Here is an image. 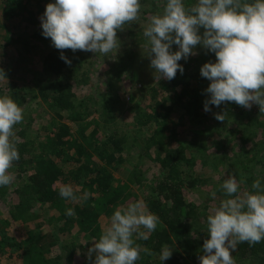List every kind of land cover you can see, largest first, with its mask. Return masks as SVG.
Instances as JSON below:
<instances>
[{"label":"trees","instance_id":"16d2710c","mask_svg":"<svg viewBox=\"0 0 264 264\" xmlns=\"http://www.w3.org/2000/svg\"><path fill=\"white\" fill-rule=\"evenodd\" d=\"M51 2L53 0H0V62L1 52L18 44L25 36L18 27L37 29L32 38L51 41L40 33L43 30L40 18ZM158 2L153 0L150 9H141L138 20L150 22L154 14L161 13L166 0L163 7ZM138 20L125 24L124 29L134 28ZM22 43L19 51L23 53L29 50L30 44ZM196 47L201 48V56H194L195 66L178 62L184 67L182 74L178 70L174 79L149 85L150 95L145 107L130 108L137 134L131 144V135L119 130L114 123L117 114L111 120L93 118L92 115L99 112L98 108L94 109L95 100L81 99L74 92L75 78L86 63L88 51L54 47L43 58L42 70L30 72L36 77L33 86L0 84V95L13 98L27 116L15 126L20 159L10 170L15 172L17 181L0 187V206L7 199L2 200V197L18 198L7 216L0 211V264H76L86 244L93 246V240L100 238L104 222L105 226L110 223L114 211L139 200L133 199L137 198L135 188L142 190L141 199L160 218V224L147 241H136L153 255L141 252L136 264H161L159 254L164 245L173 248L172 257L164 264H200L203 243L210 238L207 217L227 198L220 187L226 179L222 177L213 182L211 177L205 178L207 169L212 164L215 174L222 175L217 166L225 163L230 175L235 173L237 180L242 181L237 195L244 194L242 183L252 189L257 176L264 174V112H260L255 103L248 109L227 101L219 107L212 105L211 111L205 112L204 103L210 97L206 89L211 81L202 77L200 70L205 63H215L216 56L202 46ZM61 53L71 64L61 59ZM26 59H19L15 70L19 71ZM86 73L83 72L80 82H86ZM205 93L208 96L205 97ZM38 101L46 106L51 120L34 135L30 130L35 124L33 108ZM102 102L104 116L113 111L111 106L125 104L123 97L113 98L112 95ZM217 113H227L225 121L217 120ZM187 120L191 128L184 130ZM219 124L223 125L219 127ZM217 132L220 137L214 142ZM186 135L191 136V140L188 141ZM231 141L240 145L239 152L232 156L221 154L223 145ZM135 148L139 152L133 156L129 151ZM212 149L216 152L209 155ZM145 162L156 168L151 180L145 178L151 168L142 170ZM199 164L201 173L196 172ZM116 172L120 173V178L115 177ZM261 183L264 185V179ZM66 184L73 186L77 197L88 192L89 198H62L59 188ZM210 185L213 190L208 194L205 188ZM200 189L205 190L210 200L196 204L194 196H201ZM213 192L215 199L211 196ZM209 203L213 207L208 206ZM69 208L74 209V216L65 214ZM51 211L55 212L51 217L55 224L52 232L26 230L28 236L22 239L9 235L7 229L12 222H22L27 227L44 219L46 212ZM53 252L58 254L52 257ZM232 255L235 264H264V240L251 246L247 242L239 243Z\"/></svg>","mask_w":264,"mask_h":264},{"label":"clouds","instance_id":"9594fccd","mask_svg":"<svg viewBox=\"0 0 264 264\" xmlns=\"http://www.w3.org/2000/svg\"><path fill=\"white\" fill-rule=\"evenodd\" d=\"M141 0H53L41 16L42 35L51 38L55 48L99 53L107 56L120 49L117 32L125 24L139 19ZM201 29L204 31L201 32ZM155 70V79L172 80L184 67L179 61L196 55V46L215 53L216 62L205 63L201 76L211 81L206 92L205 112L222 102H235L250 109L259 105L264 112V0H196L186 6L185 0H166L161 13L154 14L143 31ZM177 51H172L173 45ZM67 64L71 60L61 53ZM7 79L0 68V80ZM227 113L215 115L225 121ZM24 119V109L9 95H0V187L9 186L15 177L9 170L20 159L19 138L15 126ZM229 175L220 186L225 199L207 217L209 239L203 243L200 264H235L232 253L237 245L250 246L264 240V185L257 179L255 191L237 195L240 183ZM65 199L87 200L90 193L77 197L71 184L59 188ZM213 199L216 193H211ZM74 216V209H67ZM160 218L151 212L143 199L117 208L110 223L102 229L98 240L88 250L93 264H136L141 252L153 255L137 240L147 241L156 231ZM173 255L164 245L159 254L161 264Z\"/></svg>","mask_w":264,"mask_h":264},{"label":"rangeland","instance_id":"374dc122","mask_svg":"<svg viewBox=\"0 0 264 264\" xmlns=\"http://www.w3.org/2000/svg\"><path fill=\"white\" fill-rule=\"evenodd\" d=\"M153 0H148L147 2L145 0H141V9H150L152 7ZM158 5L163 7V0H158ZM196 0H185L186 6H192L195 4ZM40 22V21H39ZM149 22H144L141 20H138V23L134 28L127 26L126 29L121 31L119 34H117L118 38L121 41V47L120 49H116L113 52L109 53L107 56L101 55L99 53L95 54L94 52H89L86 55V63L83 67L79 69L78 76H76V80L74 82V92L81 98V99H94L95 105L94 109L98 108V113L92 115L93 118L97 119H104L111 120L114 115L117 114V118L114 120V123L116 124L117 128L121 130L122 132H126V134L131 135V139H129V143L131 144L133 142L134 137L137 136L136 134V128H134V119L132 114H130V108H144L145 105L148 103L149 100V85H158L159 82H167V79H160L157 81L155 79V70L151 68L150 66V57H148L145 50L148 47L147 39L143 36L144 29L148 26ZM25 27V26H24ZM24 27L19 28L18 31L20 33H23L25 36H22L20 39L21 41L8 48L4 52H1L3 54L0 62V68H3L6 73L7 79L0 80V84H3L4 86H9L11 83H21L25 86L30 85L33 86L36 82V77L33 76L30 72H40L42 70V62L43 58L54 49V46L52 44V41L45 42L44 40L39 41L38 39L32 38V34L37 30L34 28H28L26 30ZM22 29V30H20ZM43 30H41L40 33H42ZM132 32V34H135L136 36H131L129 33ZM25 42L27 44H30L29 50H25L23 53L19 51L20 48H22L23 43ZM179 48L178 45L172 46V51H177ZM18 50V51H17ZM195 51L197 52L196 55L189 56L186 60L181 59V62L190 66H195L196 62L194 59V56L196 58H199L201 48L196 47ZM21 52V57L18 55V53ZM26 57L27 59L23 63L21 69L19 71L15 70L14 65L16 62L19 61V59ZM180 62V61H179ZM122 69V70H121ZM25 70H27L25 72ZM83 72H87L86 76L87 79L86 82H80L82 78ZM190 72V70H189ZM34 81V83H33ZM79 81V82H78ZM128 93V94H127ZM206 94V93H205ZM112 95L114 98L115 96L123 97V100H125L124 105L120 106H111L112 112L106 114V116L102 115V104L103 100L108 99V97ZM208 96V94L205 95V97ZM134 98L133 101L130 100V98ZM93 100V101H94ZM40 101L36 102L37 105H34V118L35 124L30 130V132L33 130L34 135L36 132H39L40 128L44 126L47 123H50L51 115L47 112L46 106L42 104H38ZM35 103V104H36ZM92 106V104H91ZM92 109V107H91ZM25 115V113H24ZM29 116V115H28ZM36 116V117H35ZM27 118V116H24V120ZM213 120V117H211ZM177 121V120H176ZM215 122V121H214ZM41 123V124H39ZM187 127L184 129H190L188 120L186 121ZM223 125V124H222ZM219 124V127L222 126ZM114 126V125H113ZM116 128V127H115ZM18 131H15V134ZM187 135L185 136V138ZM219 132L214 135V142L219 138ZM191 136L187 137V140H191ZM212 142L210 145H212ZM239 149H241L240 145H238L236 142H229L226 146L223 145V150L221 154H224L228 156L229 154L235 155L237 152H239ZM133 154H137L139 151L137 148L134 150H130ZM212 152H216V149H212L208 154L210 155ZM214 162L216 160L213 159ZM224 161V159L222 160ZM154 166L149 165L147 162L144 163L142 166L143 172L147 171V169L151 168V171L147 174L145 178L152 179L153 174L156 171V168H153ZM212 164L210 167H208V172L206 173L205 178L212 179L213 182H218L222 177L225 179L228 178L230 175L229 167L226 166L225 163H218L217 169L222 174L219 175L218 173L215 174ZM11 173L13 171L9 170ZM202 166L199 164L196 167V172L201 173ZM15 173V172H14ZM13 173L15 179L14 181H17V176ZM218 174V175H217ZM235 175V173H232V175ZM120 173L116 172L115 177L120 178ZM214 178H213V177ZM257 179H260L261 181L264 179V174L262 176H257ZM204 178V177H203ZM150 179V180H151ZM256 179V178H255ZM256 179V180H257ZM16 183V182H14ZM211 184V183H210ZM242 183L243 189L241 192H251V188L249 187V184ZM135 188V186H134ZM201 196L195 197V203L198 204L199 202L210 200L207 197V193L211 190H213L212 186H208L205 188V190L200 189ZM136 197L133 199H141L142 197V190L134 189ZM255 191V190H254ZM240 192V194H241ZM8 196V195H7ZM14 196V194H13ZM193 196V195H192ZM4 198H7L0 206V211L3 216H7L8 211L11 209V207H14L18 203V198L12 197L11 195L8 197H2V200ZM194 200V198H193ZM210 207H213L211 203H209ZM4 209L7 211V213L4 211ZM55 212H46L44 215V219L36 222V223H30L28 226H23V223H11V227H9L7 230L9 232L10 236H13L17 239L19 238H27L28 235H26V230H36L41 231L43 233L52 232L54 229L55 224L51 221V217L54 216ZM104 222V221H103ZM106 225V223L104 222ZM104 225V227H106ZM59 226V224H58ZM1 239V236H0ZM87 248L85 251H81L79 253V257L77 259L76 264H93L95 260V254H93L92 259L89 260L88 258V250L92 246H89L86 244ZM55 250H58V248H55ZM58 253L53 252L52 257L56 256Z\"/></svg>","mask_w":264,"mask_h":264}]
</instances>
